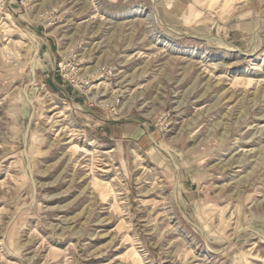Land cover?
I'll use <instances>...</instances> for the list:
<instances>
[{"label": "rangeland", "instance_id": "rangeland-1", "mask_svg": "<svg viewBox=\"0 0 264 264\" xmlns=\"http://www.w3.org/2000/svg\"><path fill=\"white\" fill-rule=\"evenodd\" d=\"M9 1L0 264H264V0Z\"/></svg>", "mask_w": 264, "mask_h": 264}, {"label": "built area", "instance_id": "built-area-1", "mask_svg": "<svg viewBox=\"0 0 264 264\" xmlns=\"http://www.w3.org/2000/svg\"><path fill=\"white\" fill-rule=\"evenodd\" d=\"M57 15L56 10L51 11H45L40 14H38L36 21L44 22L47 26H51L52 23H54L55 20V14ZM57 18V17H56ZM52 22V23H51ZM11 34V24H10V18H9V11H8V0H0V40H5L9 35ZM81 46H79L80 49ZM81 50V49H80ZM68 57L61 58V60L58 62L57 67L59 69V72L62 76V78L66 79L72 87L78 89L79 91L84 92L88 81V76H78L76 75L77 70L75 69V65L71 63ZM104 71V69H99L95 72V74H101V72ZM85 80V81H84ZM99 99L98 97H95L93 100H95L94 103H97L101 107H112V104H107L106 101L100 102L96 101ZM115 102L117 103L118 100L116 99ZM116 115V112L114 113ZM167 116L161 115L159 116V119L157 120L159 123H163L165 121Z\"/></svg>", "mask_w": 264, "mask_h": 264}, {"label": "crops", "instance_id": "crops-1", "mask_svg": "<svg viewBox=\"0 0 264 264\" xmlns=\"http://www.w3.org/2000/svg\"><path fill=\"white\" fill-rule=\"evenodd\" d=\"M117 1L118 0H109V2L111 3H115ZM12 2H14V0L9 1L10 4ZM108 131L111 133H115L117 136L119 135V137L124 140L134 143H142L147 138H149L151 134L152 135L156 134L155 131L154 133H151L149 129H144L141 125H134L129 123L128 124L125 123L121 125L119 123L109 124Z\"/></svg>", "mask_w": 264, "mask_h": 264}, {"label": "bare ground", "instance_id": "bare-ground-1", "mask_svg": "<svg viewBox=\"0 0 264 264\" xmlns=\"http://www.w3.org/2000/svg\"><path fill=\"white\" fill-rule=\"evenodd\" d=\"M95 1V0H94ZM90 18V17H89ZM90 19H93V17H91ZM146 21H149L150 23H152L153 21H152V18H150V16H147L146 18ZM29 32V31H28ZM30 35V34H29ZM33 39H34V37H33ZM164 44V43H163ZM10 54V53H9ZM94 71V70H93ZM98 98L99 97H103L102 95H100V96H97ZM109 101H106V103H108ZM104 103V102H103ZM127 104V103H126ZM129 107V106H128ZM128 107H126L127 108V111L126 112H128ZM131 108V107H130Z\"/></svg>", "mask_w": 264, "mask_h": 264}]
</instances>
